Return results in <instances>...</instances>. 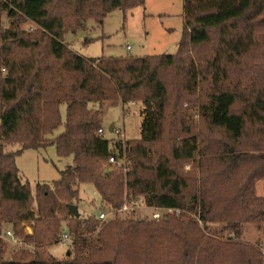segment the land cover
Segmentation results:
<instances>
[{"label":"trees","instance_id":"obj_1","mask_svg":"<svg viewBox=\"0 0 264 264\" xmlns=\"http://www.w3.org/2000/svg\"><path fill=\"white\" fill-rule=\"evenodd\" d=\"M144 3L0 0V232L11 226L33 249L20 246L5 259L0 244V264H124L135 239L142 240L138 264L264 263L260 247L240 239L245 223H264V197L256 193L264 179V0H184L176 54L86 58L64 41L90 19L101 23L114 9ZM28 21L36 28L24 27ZM106 102L144 105L139 139L99 134ZM49 144L60 157L72 155L73 165L33 195L15 156ZM111 156H126V166ZM85 183L99 194L100 212L127 199L179 212L75 216L69 204L79 205ZM211 223L222 226L217 234ZM64 233L72 250L59 259L51 249Z\"/></svg>","mask_w":264,"mask_h":264},{"label":"rangeland","instance_id":"obj_2","mask_svg":"<svg viewBox=\"0 0 264 264\" xmlns=\"http://www.w3.org/2000/svg\"><path fill=\"white\" fill-rule=\"evenodd\" d=\"M4 21V15L0 12V34L4 31ZM24 27L32 30V28H36V25L28 21L24 24ZM184 34V0H145L144 5L132 9L117 8L112 10L101 23L90 19L84 29L76 32H66L64 41L72 50L86 58L102 56L145 57L176 54L179 51V45ZM128 46H130V49L127 48ZM206 49L207 47H198L197 50L202 53ZM259 64L262 63L259 62ZM202 100H204V97L201 98ZM197 101V96H194L192 102L197 103ZM187 106V102L183 103L184 108ZM143 108L142 103H131L126 106H123L120 102L103 103L102 125L105 138L124 141L139 139L142 123L140 109ZM60 112L62 123H64L66 120V105L60 106ZM194 121L196 123L201 122L198 115L195 116ZM112 125L115 127L110 130ZM62 130L63 124L54 130V135L59 134ZM216 134L219 136V133ZM18 149H20V145L7 147L8 151H17ZM15 163L19 169L22 182L28 183L33 195H35L37 184L52 183L58 180L62 171L73 165V156L60 157L56 144H49L45 147L22 149L15 156ZM192 168L191 163H186L185 170H192ZM256 193L264 197V179H259L256 182ZM78 204L79 212L83 215L90 216L91 214L100 213L102 201L92 184L85 183L80 186ZM153 212L154 210L151 208H140L135 213L118 212L116 215L118 214L121 218H144L146 216L151 217ZM199 223L203 225L201 221ZM210 226L216 232L208 231L214 234H217L222 227L220 224L215 223H211ZM7 229H11V226H4L0 232V244L4 247L5 259H10L20 246L12 244L2 236ZM25 230L32 233L30 225H27ZM66 230L64 226L63 231ZM240 239L245 243L258 245L264 257V223H245ZM141 241V239L133 241V247L128 250V256L124 264H138L137 260L141 258V255L136 252V247ZM71 242V240L62 242L52 248L51 252L59 259L68 257V250H72V247H70ZM29 248L33 252L32 247L29 246ZM142 264L144 263L142 262Z\"/></svg>","mask_w":264,"mask_h":264},{"label":"built area","instance_id":"obj_3","mask_svg":"<svg viewBox=\"0 0 264 264\" xmlns=\"http://www.w3.org/2000/svg\"><path fill=\"white\" fill-rule=\"evenodd\" d=\"M127 48L130 49V46H128ZM99 134L104 135L105 134L104 130L100 129ZM109 162L112 163L113 165H116V166H125L127 163V159H126V156L122 160L116 159V157L111 156L109 159ZM140 208H151V209H153L154 212L152 213V215L150 217L152 219H160L167 214H173L175 211L179 212L178 210H176L174 208H158V207H154V206H148L143 201L138 200V199H127L125 201V203L123 204V206L117 211H115V210H103V211H101L99 213V218L101 220H106L110 216H115L116 213H118V212L135 213ZM2 236L4 238H7L12 244H15L16 246H25V247L30 246L27 242L19 239L11 229L5 230V232ZM69 240H71V236L67 233H64L62 238H61V243L67 242Z\"/></svg>","mask_w":264,"mask_h":264},{"label":"water","instance_id":"obj_4","mask_svg":"<svg viewBox=\"0 0 264 264\" xmlns=\"http://www.w3.org/2000/svg\"><path fill=\"white\" fill-rule=\"evenodd\" d=\"M113 128H114V125H112L110 127V130H113ZM106 171H108V169H106ZM69 209H70L71 213L74 214L75 216H78L79 215V209H78V206L77 205H75V204H69Z\"/></svg>","mask_w":264,"mask_h":264},{"label":"crops","instance_id":"obj_5","mask_svg":"<svg viewBox=\"0 0 264 264\" xmlns=\"http://www.w3.org/2000/svg\"><path fill=\"white\" fill-rule=\"evenodd\" d=\"M115 127V126H114ZM53 248H55V247H53Z\"/></svg>","mask_w":264,"mask_h":264}]
</instances>
